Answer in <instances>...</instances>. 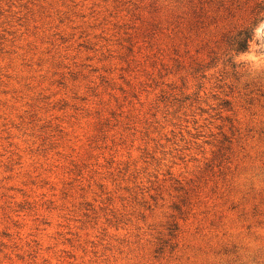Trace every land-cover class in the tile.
I'll return each instance as SVG.
<instances>
[{
  "label": "rangeland",
  "instance_id": "1",
  "mask_svg": "<svg viewBox=\"0 0 264 264\" xmlns=\"http://www.w3.org/2000/svg\"><path fill=\"white\" fill-rule=\"evenodd\" d=\"M260 1L0 0V264H264Z\"/></svg>",
  "mask_w": 264,
  "mask_h": 264
},
{
  "label": "trees",
  "instance_id": "2",
  "mask_svg": "<svg viewBox=\"0 0 264 264\" xmlns=\"http://www.w3.org/2000/svg\"><path fill=\"white\" fill-rule=\"evenodd\" d=\"M264 20V0L257 3L251 21L245 26L241 27L229 39V44L233 50L237 52L247 51L251 42L255 39L256 28Z\"/></svg>",
  "mask_w": 264,
  "mask_h": 264
},
{
  "label": "clouds",
  "instance_id": "3",
  "mask_svg": "<svg viewBox=\"0 0 264 264\" xmlns=\"http://www.w3.org/2000/svg\"><path fill=\"white\" fill-rule=\"evenodd\" d=\"M257 36L264 35V23H261L260 26L256 29Z\"/></svg>",
  "mask_w": 264,
  "mask_h": 264
}]
</instances>
